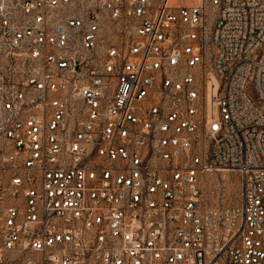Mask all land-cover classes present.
I'll use <instances>...</instances> for the list:
<instances>
[{
    "label": "built area",
    "instance_id": "obj_1",
    "mask_svg": "<svg viewBox=\"0 0 264 264\" xmlns=\"http://www.w3.org/2000/svg\"><path fill=\"white\" fill-rule=\"evenodd\" d=\"M0 264H264V0H0Z\"/></svg>",
    "mask_w": 264,
    "mask_h": 264
},
{
    "label": "rangeland",
    "instance_id": "obj_2",
    "mask_svg": "<svg viewBox=\"0 0 264 264\" xmlns=\"http://www.w3.org/2000/svg\"><path fill=\"white\" fill-rule=\"evenodd\" d=\"M212 17L217 16L219 9L212 7ZM209 25H213L212 22ZM249 92H252L249 87ZM202 198L205 202L219 207L230 206L239 200L240 177L232 170H212L202 175Z\"/></svg>",
    "mask_w": 264,
    "mask_h": 264
},
{
    "label": "bare ground",
    "instance_id": "obj_3",
    "mask_svg": "<svg viewBox=\"0 0 264 264\" xmlns=\"http://www.w3.org/2000/svg\"><path fill=\"white\" fill-rule=\"evenodd\" d=\"M219 170V169H218Z\"/></svg>",
    "mask_w": 264,
    "mask_h": 264
}]
</instances>
